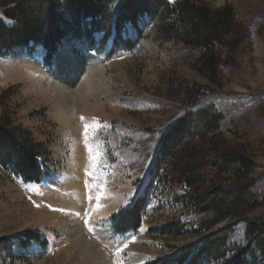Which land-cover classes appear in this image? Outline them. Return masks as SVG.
<instances>
[{
    "label": "rangeland",
    "instance_id": "1",
    "mask_svg": "<svg viewBox=\"0 0 264 264\" xmlns=\"http://www.w3.org/2000/svg\"><path fill=\"white\" fill-rule=\"evenodd\" d=\"M201 1L212 9L231 4L246 32L233 66L219 70L216 84L192 67L200 49L157 39L146 20L131 51L108 59L94 52L100 61H86V72L84 62L75 61L87 51H75L68 41L48 63L40 48L0 58V117L43 144L51 175L26 184L0 166V239L12 242L0 264H146L193 246L196 216L177 201L184 190L161 178L156 162L163 136L188 111L210 107L221 115V127L208 139L245 152L256 163L258 193L264 194V0ZM123 36L136 40L131 26ZM77 65L92 87L85 99L79 98L83 80L71 85L62 76ZM143 197L139 229L114 234L113 218ZM70 213L75 220L67 219ZM174 223L177 231H164ZM30 233L38 241L20 246ZM83 237L102 248L100 261L81 251ZM229 240L245 246L241 224ZM250 260L263 264L258 253Z\"/></svg>",
    "mask_w": 264,
    "mask_h": 264
},
{
    "label": "trees",
    "instance_id": "2",
    "mask_svg": "<svg viewBox=\"0 0 264 264\" xmlns=\"http://www.w3.org/2000/svg\"><path fill=\"white\" fill-rule=\"evenodd\" d=\"M0 14V58L16 50L40 48L48 63L61 43L68 41L75 51L95 52L108 59L139 43V23L146 20L157 39L200 49L192 67L211 84L218 82L221 68L233 66L246 36L231 4L212 9L201 0H0ZM127 26L135 30L136 40L123 36ZM220 123L221 115L205 107L186 112L163 136L156 158L160 177L184 190L177 201L196 216L192 231L196 242L179 254L146 264H251L255 253L264 264V194L258 193L261 177L256 174V163L241 149L208 139ZM46 156L43 144L0 117L3 169L26 184L39 185L51 177ZM227 174L232 178H225ZM144 205L145 197L137 198L115 216L113 233L137 231ZM238 224L243 227L244 247L229 240ZM177 226L167 224L164 231L172 233ZM26 237L20 246L39 239L33 233ZM11 247L9 239H0V256L10 255ZM227 253L232 257L225 262Z\"/></svg>",
    "mask_w": 264,
    "mask_h": 264
},
{
    "label": "bare ground",
    "instance_id": "3",
    "mask_svg": "<svg viewBox=\"0 0 264 264\" xmlns=\"http://www.w3.org/2000/svg\"><path fill=\"white\" fill-rule=\"evenodd\" d=\"M84 62L83 63V66L86 64L85 62L86 61H92V62H98V61H100V57H98L97 55H95L94 53H92V52H89L88 54H86L84 57H81V59L80 60H78V61H75L77 64H81V62ZM83 66H81L80 65V67H83ZM85 67V66H84ZM79 69V65H77L76 67L75 66H73L72 68H71V66H69V68H68V71L67 72H64V74L62 75L63 77H65V79H68L69 80V82L71 83V85H73V84H78L79 83V81L82 79L83 80V82H84V85H85V87H84V89H83V91H81V92H79V98H82V99H85V97H86V95H88V94H90L91 93V91H92V87H91V85L89 84V82H88V79L86 78V76H85V74H84V76L83 77H80L81 75H79V74H77V70ZM85 72H86V70H87V67H85L84 69H83ZM81 83H82V81H81ZM62 86V85H61ZM65 87V86H64ZM63 87V88H64ZM82 90V89H81ZM47 207L48 208H53V206L51 205V204H47ZM68 218V220L69 221H72V220H75V218H76V216H75V214L74 213H70V214H68V216H67ZM96 229V228H95ZM98 231L96 232V233H100V231H99V229H97ZM94 231V230H93ZM103 232V231H102ZM93 233V232H92ZM104 233V232H103ZM102 234V233H101ZM106 234V233H105ZM98 235V234H97ZM100 235V234H99ZM101 236H105V235H101ZM93 238V237H92ZM89 239H90V237H89ZM95 239V238H94ZM93 239V240H94ZM97 239V238H96ZM99 239V238H98ZM100 240V239H99ZM102 240V239H101ZM103 242V241H102ZM75 243V242H74ZM79 245V244H78ZM97 245V244H96ZM80 247H81V251L82 252H86L87 253V255H89L90 257L92 256L93 258H95L96 259V261H100L101 260V258H100V255H99V251L102 249H99V247H98V249L96 248V247H94V245L91 243V242H89V240H88V237L87 238H80ZM100 264H106V263H103V262H99ZM119 264H122V263H119Z\"/></svg>",
    "mask_w": 264,
    "mask_h": 264
},
{
    "label": "snow or ice",
    "instance_id": "4",
    "mask_svg": "<svg viewBox=\"0 0 264 264\" xmlns=\"http://www.w3.org/2000/svg\"><path fill=\"white\" fill-rule=\"evenodd\" d=\"M84 118L83 117H81V120H83ZM88 128H89V126L87 125V124H85V145H86V147H88V150H89V152L91 153L92 152V149H91V147L90 146H88V143H87V131H88ZM127 205H125V207H126ZM57 211H63V210H57ZM77 215H79V213H77Z\"/></svg>",
    "mask_w": 264,
    "mask_h": 264
},
{
    "label": "water",
    "instance_id": "5",
    "mask_svg": "<svg viewBox=\"0 0 264 264\" xmlns=\"http://www.w3.org/2000/svg\"><path fill=\"white\" fill-rule=\"evenodd\" d=\"M89 52H86V54H88ZM92 53H94V52H92ZM95 54V53H94ZM96 55V54H95Z\"/></svg>",
    "mask_w": 264,
    "mask_h": 264
}]
</instances>
